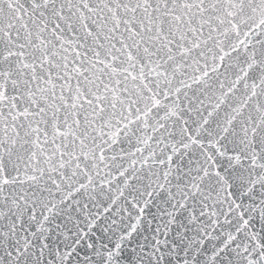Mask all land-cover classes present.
<instances>
[{"label":"snow or ice","instance_id":"1","mask_svg":"<svg viewBox=\"0 0 264 264\" xmlns=\"http://www.w3.org/2000/svg\"><path fill=\"white\" fill-rule=\"evenodd\" d=\"M0 264H264V0H0Z\"/></svg>","mask_w":264,"mask_h":264}]
</instances>
